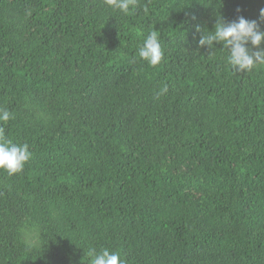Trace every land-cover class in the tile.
Returning a JSON list of instances; mask_svg holds the SVG:
<instances>
[{"label": "trees", "instance_id": "trees-1", "mask_svg": "<svg viewBox=\"0 0 264 264\" xmlns=\"http://www.w3.org/2000/svg\"><path fill=\"white\" fill-rule=\"evenodd\" d=\"M262 8L0 0V138L31 153L0 170V264H264V66L233 71L196 30H264ZM152 30L156 66L138 56Z\"/></svg>", "mask_w": 264, "mask_h": 264}, {"label": "clouds", "instance_id": "clouds-1", "mask_svg": "<svg viewBox=\"0 0 264 264\" xmlns=\"http://www.w3.org/2000/svg\"><path fill=\"white\" fill-rule=\"evenodd\" d=\"M137 0H105V4L122 14H129L135 10ZM239 11V10H238ZM260 20L264 23V8L260 9ZM200 33L198 46L207 48L211 52L216 45L227 49V63L235 72L251 71L255 66H264V30H261L257 21H250L243 16L228 22L222 16L215 18L212 31L207 34L197 27ZM249 45L251 47H249ZM138 56L150 66H156L163 57L158 31L152 30L144 39L138 49ZM11 114L7 109L0 108V121H8ZM3 130L0 129V134ZM31 158L28 145H17L9 140L0 138V170L14 175L23 170L25 164ZM91 264H122L120 256L108 249L89 253Z\"/></svg>", "mask_w": 264, "mask_h": 264}]
</instances>
